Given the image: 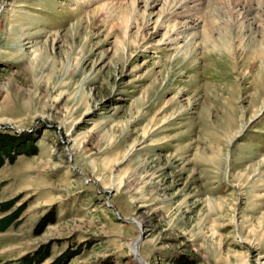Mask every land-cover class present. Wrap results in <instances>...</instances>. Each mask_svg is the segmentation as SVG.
I'll use <instances>...</instances> for the list:
<instances>
[{
  "label": "rangeland",
  "instance_id": "obj_1",
  "mask_svg": "<svg viewBox=\"0 0 264 264\" xmlns=\"http://www.w3.org/2000/svg\"><path fill=\"white\" fill-rule=\"evenodd\" d=\"M0 5V264H264V0Z\"/></svg>",
  "mask_w": 264,
  "mask_h": 264
},
{
  "label": "bare ground",
  "instance_id": "obj_2",
  "mask_svg": "<svg viewBox=\"0 0 264 264\" xmlns=\"http://www.w3.org/2000/svg\"><path fill=\"white\" fill-rule=\"evenodd\" d=\"M153 1V0H152ZM175 4H177L176 6H179L177 1H173ZM150 3V2H149ZM170 3V2H169ZM180 4V3H179ZM150 5V4H149ZM174 5V4H173ZM1 8V5H0ZM128 14L125 13V16H127ZM192 18V17H191ZM248 18V17H247ZM195 20V19H194ZM192 21V20H191ZM197 21V20H196ZM189 24V23H188ZM192 24V23H191ZM205 33H206V41L207 43H211L213 45V49H218L220 45L221 46V42L219 40H216V38L214 39L213 34H211L210 28L207 27L205 29ZM263 42V41H262ZM254 55L257 56L261 61H262V65H261V69H262V73L259 77H258V92L260 93L261 91H264L263 86H264V42L257 45L256 49H254ZM139 227L142 228V223L139 222ZM142 231V229H141ZM143 231L141 232L142 235ZM141 235L139 236V238H137L136 240H134L131 244V249L132 252L134 254V256L136 257L137 261L140 264H146V262L144 261V259L140 256V252H139V244H138V240L140 239Z\"/></svg>",
  "mask_w": 264,
  "mask_h": 264
},
{
  "label": "water",
  "instance_id": "obj_3",
  "mask_svg": "<svg viewBox=\"0 0 264 264\" xmlns=\"http://www.w3.org/2000/svg\"><path fill=\"white\" fill-rule=\"evenodd\" d=\"M142 239H143V233H142L140 239L138 240V244H139V245H140V242L142 241Z\"/></svg>",
  "mask_w": 264,
  "mask_h": 264
},
{
  "label": "trees",
  "instance_id": "obj_4",
  "mask_svg": "<svg viewBox=\"0 0 264 264\" xmlns=\"http://www.w3.org/2000/svg\"><path fill=\"white\" fill-rule=\"evenodd\" d=\"M46 221V219H44Z\"/></svg>",
  "mask_w": 264,
  "mask_h": 264
}]
</instances>
